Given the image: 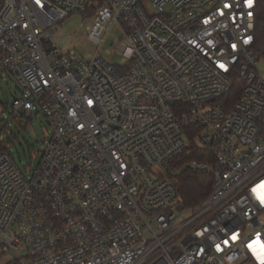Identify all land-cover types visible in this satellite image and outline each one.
Returning <instances> with one entry per match:
<instances>
[{
	"label": "built area",
	"instance_id": "2783aa9c",
	"mask_svg": "<svg viewBox=\"0 0 264 264\" xmlns=\"http://www.w3.org/2000/svg\"><path fill=\"white\" fill-rule=\"evenodd\" d=\"M89 1L0 0L12 117L53 130L33 170L0 154V264H264V0H104L88 38L118 26V65L52 43ZM196 138L213 183L182 208Z\"/></svg>",
	"mask_w": 264,
	"mask_h": 264
},
{
	"label": "rangeland",
	"instance_id": "374dc122",
	"mask_svg": "<svg viewBox=\"0 0 264 264\" xmlns=\"http://www.w3.org/2000/svg\"><path fill=\"white\" fill-rule=\"evenodd\" d=\"M147 6V2L144 3ZM94 18L74 14L58 22L54 26L55 37L52 43L61 49L62 54L75 53L85 60L94 58L100 45L88 38ZM125 35L116 26L100 49V55L113 64H121V57L115 53L114 45H118ZM264 71V65H260ZM15 97H29V92L9 74H0V141L5 142L21 169L33 170L38 163L36 155L43 151L52 135V127L43 115H34L31 121L19 122L12 117V103ZM11 139V142H9ZM201 147L198 138L187 141V151Z\"/></svg>",
	"mask_w": 264,
	"mask_h": 264
},
{
	"label": "trees",
	"instance_id": "16d2710c",
	"mask_svg": "<svg viewBox=\"0 0 264 264\" xmlns=\"http://www.w3.org/2000/svg\"><path fill=\"white\" fill-rule=\"evenodd\" d=\"M104 0H90L89 6L84 13V17L93 18L97 7L102 5ZM261 28L264 30V20L261 23ZM240 88V85H239ZM240 89L238 86L234 89L233 96L235 100L238 98ZM192 139V138H191ZM11 142V139H9ZM7 151L4 141H0V154ZM205 157H210V150H194L190 153L185 150L182 154L176 157L172 164L173 176L172 183L176 186L179 193V207L190 208L200 204L210 193L213 177L209 174H200L191 171L187 168V163L192 158L205 160Z\"/></svg>",
	"mask_w": 264,
	"mask_h": 264
},
{
	"label": "snow or ice",
	"instance_id": "6c2138e0",
	"mask_svg": "<svg viewBox=\"0 0 264 264\" xmlns=\"http://www.w3.org/2000/svg\"><path fill=\"white\" fill-rule=\"evenodd\" d=\"M249 2H250V0H249ZM37 3H39V0H37ZM261 200H262V202H264V194L261 195Z\"/></svg>",
	"mask_w": 264,
	"mask_h": 264
}]
</instances>
